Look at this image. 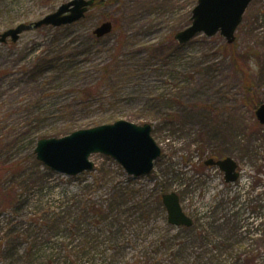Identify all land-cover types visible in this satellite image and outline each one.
Segmentation results:
<instances>
[{"label": "rangeland", "instance_id": "1", "mask_svg": "<svg viewBox=\"0 0 264 264\" xmlns=\"http://www.w3.org/2000/svg\"><path fill=\"white\" fill-rule=\"evenodd\" d=\"M71 1L0 0V34ZM96 1L77 23L0 42V264H103L65 257L87 234L113 236L119 222L97 226L83 216L128 188L137 193L120 222L129 239L139 236L140 215L129 208L164 189L205 229V244L195 242L205 263L264 264V126L256 116L264 104V0L251 3L233 45L220 34L178 43L199 0ZM104 22L113 32L95 40ZM123 120L153 128L162 155L149 175L132 177L104 154L73 177L37 159L43 139ZM212 154L237 162L236 183L205 169ZM151 218L140 235L147 241L165 233L163 217ZM141 251L123 252L130 259Z\"/></svg>", "mask_w": 264, "mask_h": 264}, {"label": "water", "instance_id": "2", "mask_svg": "<svg viewBox=\"0 0 264 264\" xmlns=\"http://www.w3.org/2000/svg\"><path fill=\"white\" fill-rule=\"evenodd\" d=\"M253 0H199L191 17V25L177 33L175 39L185 45L200 34L211 38L220 33L228 44L236 40V32ZM95 0H73L62 5L56 12L45 16L36 23L21 24L0 34V42L9 39L16 43L27 31L44 26L59 28L82 20ZM112 22H104L94 30L97 38H104L113 31ZM260 124L264 125V104L256 111ZM152 126L136 125L118 121L88 130H80L62 139H43L35 150L37 159L55 172L73 177L93 170L91 161L94 154L114 158L134 177L152 173L155 161L162 154L161 148L152 136ZM226 174V182L233 183L239 178L238 165L232 158L216 162ZM163 204L168 214V223L176 227L193 226V220L183 211L176 193L165 194Z\"/></svg>", "mask_w": 264, "mask_h": 264}, {"label": "trees", "instance_id": "3", "mask_svg": "<svg viewBox=\"0 0 264 264\" xmlns=\"http://www.w3.org/2000/svg\"><path fill=\"white\" fill-rule=\"evenodd\" d=\"M99 4L100 2L96 1L95 6L97 7ZM94 39L97 40L95 37ZM107 69L108 66L105 67V70ZM94 89H87L84 93L90 97ZM116 192L117 196L115 200L109 205H101L98 208L93 205L88 208L86 215L83 216L85 217L84 220L87 221L89 219L88 214H92L90 223L93 225L97 224V226H100L102 222L109 221L108 223L111 227H114L119 222L117 229L112 231L111 235L113 236L105 237L106 240H100L98 235L87 234L85 236L87 239L84 240L82 245L71 250L65 257V260H68L67 257H75L76 260L81 261L88 257L94 261L99 259V263L103 264H107V262L110 264H207V262L205 263L203 252L200 254L195 249V242L205 244V229L198 230L195 226L192 228L171 226L167 221V211L162 201V196L167 191L162 189L154 198L150 195H144L143 199L139 202L136 201L135 205L129 208V210L133 209L134 213L140 212L136 223V234H139L136 240L129 239V236L125 234L123 235L124 225L120 222L122 215L125 211H128L125 207L134 199L137 193L133 189L129 190V188ZM152 215H161L163 217L162 226L164 228H160L165 229V233L161 235L158 232L156 235L154 234L153 239L147 241L145 238H140V235L144 233L145 230L143 231V229L150 226L149 223L152 221ZM72 223V220L68 221L67 227H73ZM215 224H211L210 229H213L216 226ZM78 225L74 226L75 229L79 227ZM152 230L153 227L147 232L148 236ZM127 246L140 248L142 251L137 256L127 259V255L123 252ZM103 260L107 262L104 263ZM254 261L249 260L248 264H254Z\"/></svg>", "mask_w": 264, "mask_h": 264}, {"label": "flooded vegetation", "instance_id": "4", "mask_svg": "<svg viewBox=\"0 0 264 264\" xmlns=\"http://www.w3.org/2000/svg\"><path fill=\"white\" fill-rule=\"evenodd\" d=\"M227 158H229V156L221 157L219 154H215V155L212 154L208 158H206V160H205V169H212V170H214V172L221 171V173H224L222 171V169L218 165H216V162L221 161V160H225ZM238 168H239V165H238ZM237 171H239V170L237 169Z\"/></svg>", "mask_w": 264, "mask_h": 264}]
</instances>
